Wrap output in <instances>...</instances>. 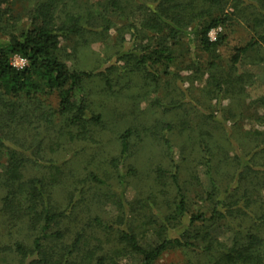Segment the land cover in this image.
Wrapping results in <instances>:
<instances>
[{"label": "trees", "instance_id": "16d2710c", "mask_svg": "<svg viewBox=\"0 0 264 264\" xmlns=\"http://www.w3.org/2000/svg\"><path fill=\"white\" fill-rule=\"evenodd\" d=\"M30 4L27 24L23 30L17 31L8 0H0V103L9 102V107H0V153L7 152V164L0 173V230L2 221L8 220L10 228H16L14 232L19 236L11 248L8 243H3L0 234V253L6 244L10 247L7 250L16 254L15 264H121L119 259L125 254L131 255L135 264H155L171 246L199 250L201 242L203 251L214 255V264H264V205L255 203L257 191L264 187V92L250 101L258 110L250 119L262 128L255 129L252 125L249 131H245L249 140L242 143L241 152L230 155L225 147L223 162L232 165L234 180L227 181L220 188L219 180L212 174V163L218 155L214 153L217 151L211 138L217 129L214 131L211 122L207 123L208 117L198 118L195 129L201 130L198 136L201 153L194 160L204 164L209 174L211 187L205 192L206 199L212 201L209 215L188 211L184 192L186 180L181 179L185 171L181 165H176L169 177L170 184L160 186L156 194L132 201L120 193L119 225L104 221L95 214L83 218L84 207L73 195H67V200H71L66 205L54 197L57 188L67 178L63 162L48 160L50 173L29 178L23 176L21 169L27 163H39L34 157L40 154L41 140L20 138L29 131L27 125L32 124L31 118L36 122L40 120L38 123L49 128L55 114L64 120L69 140L92 138L94 128L102 122L100 114L89 112L82 95L84 79L92 72L70 67L61 58V43L70 36L80 37L87 29L92 32L89 28L91 22H98L96 32H105L112 26V19L108 16L126 11L131 15L135 11L141 14V19L136 18L138 22L131 20L128 23L132 36L139 41L133 46L140 52L132 51L127 57L132 60L134 69H144L145 74L154 80L160 72L168 71L173 59L168 41L177 44L192 28L200 48L211 51L225 39L223 34L212 40L209 36L211 29L230 26L232 20L244 23L249 39L234 47L226 77L214 78L213 82L215 88L225 89L226 96L237 89L238 97L244 100L245 86L249 85L252 76L240 68L241 64L251 52L256 56L259 54L257 59L264 61V0H30ZM144 30L156 31L155 43L149 38L146 43L143 41ZM14 55L26 58L27 63L17 68L11 63ZM210 67L217 66L210 63ZM50 95L58 97L56 109L44 107L43 99ZM20 99L34 107H21ZM243 108L223 107V113L222 107H218L222 116L216 123L225 128V122L230 118L234 117L238 122L244 115ZM12 121L11 126H4ZM131 135L132 130L128 128L118 137L121 159L129 153ZM164 142L166 153L170 155L171 144L166 134ZM111 164L118 168L119 160L114 158ZM156 172L163 174L164 170L157 168ZM124 177L121 176L122 192ZM192 178L198 179L193 172L190 174ZM86 180L104 184L93 171L78 182ZM159 180L165 182L164 176ZM160 197L165 199L163 203H160ZM251 208L260 211L255 213ZM248 219L251 224L247 226L245 221ZM63 220L81 223L69 241L63 240L66 234ZM219 220H224L225 227L233 233L227 242L213 237L209 231ZM107 230L117 231L116 241L122 253L108 250L94 254L92 250L83 249L88 239L92 240ZM175 231L179 232L178 236L171 235ZM98 238L102 251L103 241ZM141 238L146 239L145 242H141Z\"/></svg>", "mask_w": 264, "mask_h": 264}, {"label": "rangeland", "instance_id": "374dc122", "mask_svg": "<svg viewBox=\"0 0 264 264\" xmlns=\"http://www.w3.org/2000/svg\"><path fill=\"white\" fill-rule=\"evenodd\" d=\"M8 3L16 19V30H23L27 24L30 0H8ZM228 10L232 11V8ZM108 18L112 19L109 30L96 32L98 29L95 25H98V22H91L89 28L92 32L87 29L80 37L70 36L61 43V58L70 67L92 72L91 76L84 79L82 95L89 112L101 115V124L94 128L96 130L92 138L69 140L68 128L64 126V120L58 115L52 117L49 128H46L44 123H38L41 122L40 120L36 122L31 118L32 124L27 125L29 126L27 134L20 135L19 132V135L20 138L28 141H33L34 138L41 140V150L39 156L34 157L39 163H27L21 169L23 176L29 178L50 173L48 160L63 162L67 178L57 188L55 199L66 205L71 200H67V195H73L81 207H84L83 218L91 215L94 217L95 214L104 221H111L113 224L116 222L119 225L117 219L120 216L118 208L120 193H124L127 200L133 201L138 197L146 199L152 193L156 194L161 189L160 186L165 187L166 183L169 185L171 172H174L176 165H181V169L185 171L181 179L186 180L184 192L188 211L209 215L212 201L206 199L205 195L211 187L209 174L204 164L194 160L200 155L199 152L201 153L198 138L201 130L195 129L198 118L208 117L207 123L211 122L214 131L217 129L212 132L214 136L211 138L217 151L214 153L218 155L213 160L214 164L212 163V174L219 180V188L221 185H226L227 181L234 180L232 165L227 166L223 162L225 147L230 155L241 152L244 145L242 143L249 140L245 131H249L252 125L255 129L262 128L250 119V116L254 117L258 113L255 106L250 104L251 99L264 92V61L257 59L259 54L256 56L254 52L249 53L240 67L250 72L252 76L249 85L245 86L244 100L238 97L237 89L226 96L225 89H217L213 84L214 78L220 79L228 74L229 58L234 47L244 44L249 39L250 34L246 25L232 20L230 26L211 31L212 40L216 39L217 35L225 34L223 43L211 51L200 48L195 32L189 28L188 33L181 36L177 44L173 45L171 40L168 41L173 59L168 71L160 72L157 80H154L152 76L145 74L144 69H134L132 60L127 57L132 51L140 52L138 47L133 46L134 43L139 42L136 41L138 38L132 36L128 26L131 20L138 22L136 18L141 19L139 11H135L132 15L126 11L122 14L109 15ZM144 31L145 43L147 38L152 42L156 41V31ZM11 62L15 63L14 56ZM210 63L216 64L217 67H210ZM43 101L44 107L56 109L58 105L56 95H50ZM8 103L1 101L0 107H9ZM20 103L21 107H34L25 99H20ZM218 107H222V110L223 107H244V115L238 122H235L234 117L226 121L225 128L228 132H225L224 127L216 123L220 121L218 117L222 116V110ZM19 122L16 124L17 127ZM12 124L13 121L4 126ZM234 124H239V127H234ZM128 128L132 130L131 146L128 155L121 159L118 137ZM165 134L171 144L170 155L166 153ZM193 142L194 144L190 146ZM25 153L31 158L29 152L25 151ZM114 158L119 160L118 168L111 164ZM6 164L7 152L4 150L0 153V173ZM157 168H162L164 173H157ZM89 171H93L104 181V184L95 180L79 183L78 181L86 179ZM191 172L196 174L197 180L190 179ZM162 175L165 182L159 180L162 179ZM121 176H125L124 192L121 188ZM164 200L160 197L159 201L163 203ZM255 203L264 205V187L257 191ZM252 210H255V213L260 211L257 208ZM62 222L66 229L63 240L69 241L81 223L68 220ZM224 222V220L216 221L213 229L209 231L213 237L227 242L233 233L225 227ZM250 224L249 219L245 221V225ZM15 230L16 228H10L8 220L2 221L1 238L3 243H8L11 248L14 239L19 238ZM116 232V230H107L98 236L103 241L102 251L99 249L98 237L85 241L87 245L84 244L83 249L92 250L94 254L108 250L117 251L115 252L117 254L122 253V249L117 245ZM171 235L178 236L179 232H172ZM141 239V242L146 240ZM4 246L0 253V264H15L16 254L12 250H7L10 247L6 244ZM202 247L201 242H199V250L171 246L160 255L155 264H214V255L203 251ZM123 256L121 260L119 259L121 264H135L131 255Z\"/></svg>", "mask_w": 264, "mask_h": 264}, {"label": "built area", "instance_id": "2783aa9c", "mask_svg": "<svg viewBox=\"0 0 264 264\" xmlns=\"http://www.w3.org/2000/svg\"><path fill=\"white\" fill-rule=\"evenodd\" d=\"M216 29H219V28L211 29L209 32V36H210L211 31L216 30ZM210 38H211V36H210ZM14 59H15V63H13V62H11V63L14 66H16L17 68H22L27 63L26 58L21 57L20 55H14Z\"/></svg>", "mask_w": 264, "mask_h": 264}]
</instances>
